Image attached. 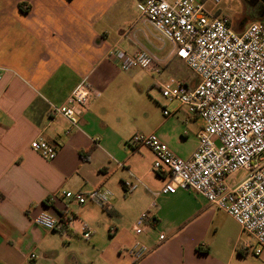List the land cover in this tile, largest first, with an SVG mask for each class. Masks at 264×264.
Masks as SVG:
<instances>
[{"label":"crops","instance_id":"1","mask_svg":"<svg viewBox=\"0 0 264 264\" xmlns=\"http://www.w3.org/2000/svg\"><path fill=\"white\" fill-rule=\"evenodd\" d=\"M142 11V0H0V264H264V253L242 248L252 241L239 225L202 196L161 194L170 175L154 172L150 149L129 143L156 134L188 160L204 127L162 96L161 85L172 80L189 89L199 81L189 69L192 77L176 80L172 65L181 60ZM111 49L148 53L162 70L124 72L106 58ZM84 80L101 96L91 97L79 130L50 118V106L64 105ZM40 136L56 146L54 160L31 149ZM137 181L126 193L124 183ZM100 188L112 194L111 211L61 196ZM146 212L151 221L136 235ZM41 213L61 228L38 227ZM135 244L149 250L138 262L128 254Z\"/></svg>","mask_w":264,"mask_h":264},{"label":"built area","instance_id":"2","mask_svg":"<svg viewBox=\"0 0 264 264\" xmlns=\"http://www.w3.org/2000/svg\"><path fill=\"white\" fill-rule=\"evenodd\" d=\"M142 1V17L160 41L172 46L170 56L184 61L199 81L189 89L172 80L161 85L162 96L170 102L178 101L191 116L201 119L204 127L198 135V148L188 160L176 157L156 134H137L129 143L150 149L156 159L154 172L170 175L161 194L183 190L202 196L212 208L229 215L251 239L242 248L260 257L264 253V25L252 24L241 33L235 32L229 18H212L206 10L209 2L218 0ZM106 58L124 72L139 68L157 75L162 70L156 57L144 52L129 54L111 49ZM93 96L101 94L84 80L64 105L50 106L49 117H63L79 130ZM164 115L169 113L165 111ZM31 149L45 161L57 155L56 146L43 136L31 143ZM243 170L249 177L240 185L231 184ZM139 182L124 183L126 193H133ZM61 196L81 206L112 209V194L105 189L63 191ZM54 200L51 197L50 202ZM150 221V213H143L134 226L135 234H142ZM34 223L50 232L61 228V222L48 213H41ZM83 238L88 240L90 233L84 231ZM164 240L161 236L160 241ZM128 254L138 262L149 250L135 244ZM36 258L31 255L32 260Z\"/></svg>","mask_w":264,"mask_h":264},{"label":"rangeland","instance_id":"3","mask_svg":"<svg viewBox=\"0 0 264 264\" xmlns=\"http://www.w3.org/2000/svg\"><path fill=\"white\" fill-rule=\"evenodd\" d=\"M204 0H198L202 2ZM206 10L209 13L218 12L222 16L230 20L231 28L237 32H243L248 26L252 24L264 25V0H218V2L211 1L206 5ZM182 61V60H181ZM177 61L172 65L175 67L176 80L178 78L188 80L192 77L191 72L184 66L183 62ZM249 177V172L243 170L236 174L231 184L240 185ZM238 228V233L241 229Z\"/></svg>","mask_w":264,"mask_h":264},{"label":"snow or ice","instance_id":"4","mask_svg":"<svg viewBox=\"0 0 264 264\" xmlns=\"http://www.w3.org/2000/svg\"><path fill=\"white\" fill-rule=\"evenodd\" d=\"M182 55H183V53H182Z\"/></svg>","mask_w":264,"mask_h":264}]
</instances>
